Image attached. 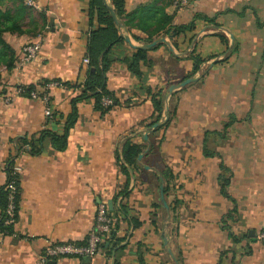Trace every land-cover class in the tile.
<instances>
[{"label": "crops", "instance_id": "obj_1", "mask_svg": "<svg viewBox=\"0 0 264 264\" xmlns=\"http://www.w3.org/2000/svg\"><path fill=\"white\" fill-rule=\"evenodd\" d=\"M34 2L36 8L30 9L21 0H0V28H6L9 16L24 32L1 35L14 64L11 71L0 65V188L8 161L14 160L19 199L11 235H0V264H35L50 244L85 245L98 203L108 212L126 208L118 217L116 246L91 259L62 258L54 264H140L139 258L143 264H166L165 254L176 250L182 264H264V244L256 239L264 229V0H195L185 9H175L168 0H126L127 15L168 5L171 26L187 25L197 16L214 24L196 20L191 33L176 38L159 34L154 41L165 43L148 50L147 63L139 65L141 79L123 62L136 50L124 41L113 47L107 89L119 105L101 114L93 110V101L78 103L65 150L48 147L42 155L30 156L17 154L16 141L37 138L44 128L61 135L64 122L45 126L43 104L14 91L32 87L40 92L41 83H60L49 91L50 104L66 118L81 95L73 86L84 83L90 35L88 0ZM130 29L122 32L131 43L145 45L132 38L145 40L148 32ZM33 42L40 43L36 57L18 67L23 47ZM192 52L204 61L194 76L202 81L174 93L172 122L150 137L153 131L146 125L155 112L146 90L165 95L168 81L191 72ZM5 96L11 97L8 105ZM230 118L234 122L225 129ZM149 137L154 146L162 141L159 151L145 159ZM127 141L146 144L138 161L142 170L129 178L116 159ZM205 141L212 157L204 156ZM158 156L173 176L174 190L165 200L167 206L179 202L173 214L161 205L159 181L156 188L152 176L161 179ZM221 166L230 174L229 199L220 194ZM125 187L128 195L119 196ZM231 211L225 229L222 219ZM230 252L238 258L233 260Z\"/></svg>", "mask_w": 264, "mask_h": 264}, {"label": "trees", "instance_id": "obj_2", "mask_svg": "<svg viewBox=\"0 0 264 264\" xmlns=\"http://www.w3.org/2000/svg\"><path fill=\"white\" fill-rule=\"evenodd\" d=\"M125 1L126 0H110L111 7L114 9L117 17L119 18L123 28L130 31V27L138 28L141 31L148 32L147 38L145 40H140L135 37L132 39L135 42L143 44H149L154 41V39L159 35H165L171 38H176L180 35H184L186 33H191L194 31V25L196 20H203L205 22L214 24V20H209L205 17L197 16L194 21L190 22L187 25L182 26H171L172 16H169L165 13V8L170 4L172 5L174 0H168V5H164L163 7H149L146 9H142L137 14L127 15L125 11ZM22 2V1H21ZM23 7L20 8V13L23 14ZM86 15L88 18V26L90 29V35L86 45L85 58L88 59L87 70L85 75V80L82 85L73 86V89H80L81 95L72 101L71 113L66 117H60L56 113L52 112L51 117L46 120L45 126L48 125H56L60 121L64 122L63 132L61 135L55 133L53 130H48L46 128L42 129L37 138H22L16 141V152L18 155L28 154L30 156H39L42 155L48 147H51L56 152H63L66 148L67 144V136L69 130L74 126L77 120V104L82 101H93V110L100 112L101 114H105L111 111L115 106L119 105V101L115 98V96L107 89V72L109 66L111 64V60L108 59L110 55V51L113 47L123 42L122 37L119 35L116 25L112 21L107 8L104 5L103 0H88ZM7 23L5 29L0 28V65L5 66L7 71H11L13 69L14 64V56L12 51L8 46L4 44L1 39V35L3 33H16L17 35H21L24 32L19 29L16 21L14 19H10L7 16ZM145 26V27H144ZM257 26H260L257 23ZM219 39L225 43V39L219 36ZM154 49V48H153ZM151 49V50H153ZM147 52L144 50H136L135 53L130 57L124 59V63L127 65L128 72L133 75L137 79H141V74L139 71L140 63H147ZM235 53V48L231 51L229 57H231ZM227 57V59L229 58ZM226 59V60H227ZM190 60L192 61V69L191 72L187 75L177 78L176 80L168 81L166 86L169 87L171 85L179 84L180 82L192 78L199 71V67L204 63V61L198 56L195 55L194 52L190 55ZM202 78L193 84H200ZM48 83H41V87L45 86ZM32 91H36L35 88H28L24 91L23 95L29 98V94ZM146 93L150 95L151 102L154 108L155 114L151 117L150 122L146 125L147 129H151L156 123H158L163 116V98L164 93L163 90H159L156 93H152L150 90H146ZM176 94V93H175ZM170 100V109L168 113V122L164 124L162 127L155 129L150 137L159 133L160 130L167 128L172 122L175 116V109L173 107V97ZM109 99L112 102L110 106H104L102 100ZM234 122L233 118L229 119V122L224 125V128H228L230 124ZM150 137L148 138V142L146 144H150L149 150L145 155V159L149 156L155 154L156 150L159 151L160 143L162 139L159 141L157 145L154 146V143H150ZM205 146L203 149V153L205 157H212L214 154L207 151L206 149V141L204 142ZM146 144L137 145L127 141L121 151V155H117V164L119 166L121 174L125 175L129 178L130 173L133 171H141V167L138 163V156L143 153L146 148ZM157 163L161 166L159 171L160 178L164 184V198L168 199L169 194L172 190H174V184L172 183L173 176L171 172L162 165V158L160 156L157 157ZM15 166L14 160H9L5 173H6V181L4 185L0 188V235L8 236L11 235L13 231L12 226L4 225V211L7 205V191L5 190L7 183L10 181H14L17 195L15 197L16 210L18 209V199H19V177L18 173L12 176V168ZM154 177V181L156 183V188L158 187V178L156 175H152ZM230 181V174L228 170L221 166V174L219 176V188L220 194L229 199L227 195V187ZM126 187L124 190L119 193V196L126 197L128 195L126 191ZM179 202L174 199L172 203H168V208L171 214L176 212L177 206ZM155 206V205H154ZM126 214V208L121 206L114 212H109L111 218H115V222L113 220V224L111 227V231L108 235V240L100 246L101 251H111L116 246V233H117V224L118 217L120 215ZM234 211H231L225 215L222 219V224L225 229H227L226 223L232 220V215ZM17 220V215H16ZM139 224L134 220L133 227L137 228ZM229 238L231 242L238 243V240L230 235ZM138 250H141L140 245L138 246ZM166 252L163 251V253ZM232 254L233 260H235L237 254L230 252ZM248 254V253H246ZM246 254H239V257H242ZM166 260L164 263L166 264H182V253L180 250L171 251L170 254H165ZM139 263L143 264L142 259L139 258Z\"/></svg>", "mask_w": 264, "mask_h": 264}, {"label": "built area", "instance_id": "obj_3", "mask_svg": "<svg viewBox=\"0 0 264 264\" xmlns=\"http://www.w3.org/2000/svg\"><path fill=\"white\" fill-rule=\"evenodd\" d=\"M23 5L30 9H35L36 5L34 0H21ZM195 0H174L172 6L175 9H185L188 5ZM40 49L39 42H33L23 47L21 51V58L18 62V67L30 63L37 55ZM85 64H88V59L85 58ZM61 87L60 83L51 82L42 86V91H32L29 94V99L39 101L43 104V116L45 120L49 119L52 114V108L50 104L49 91L54 88ZM25 89L18 87L14 93L17 96H22ZM11 97L5 96L4 103L8 105ZM104 106L112 105L109 99L102 100ZM12 176L18 173L19 169L15 165L12 168ZM5 190L7 191V205L4 211V225L14 227L16 224V204L15 197L17 195V189L14 181L7 183ZM113 219L110 217L109 212L105 205L98 203L96 206V215L93 227L88 236L85 245L77 246L69 243H55L48 245L35 264H48V262L55 261L62 258H76V259H91L97 255L101 250L100 246L108 240V235L111 231ZM2 236V235H1ZM257 241L264 244V229L259 231L256 236Z\"/></svg>", "mask_w": 264, "mask_h": 264}, {"label": "water", "instance_id": "obj_4", "mask_svg": "<svg viewBox=\"0 0 264 264\" xmlns=\"http://www.w3.org/2000/svg\"><path fill=\"white\" fill-rule=\"evenodd\" d=\"M105 7L107 8L109 15L112 19V21L114 22V24L117 27V30L119 32V35L122 37L123 41L133 50H144V51H148L160 44H164L165 43V39H158L153 41L152 43L149 44H145V45H141V46H135L131 43L129 37H127L126 35L123 34V26L119 20V18L117 17L114 9L105 1L103 0ZM218 63V60H215L211 63V65ZM198 81V77H192L189 79H186L182 82H180L179 84L176 85H171L167 88L166 90V94L164 95L163 98V118L156 123L153 127H152V131H154L155 129H158L160 127H162L164 124H166L168 122V113H169V109H170V100L172 98V96L174 95V93H176L177 91L183 90L186 87L192 85L193 83ZM148 132H145L143 134V140L147 141V137H148ZM143 155H139L138 156V161H141ZM144 170H148L149 168L147 166L143 167ZM159 196H160V203L161 205L164 207V209L168 210V206L167 203L165 201L164 198V185H163V181L161 179H159ZM108 206H111V203L108 204ZM111 209V208H110ZM48 264H54L53 261L48 262Z\"/></svg>", "mask_w": 264, "mask_h": 264}]
</instances>
